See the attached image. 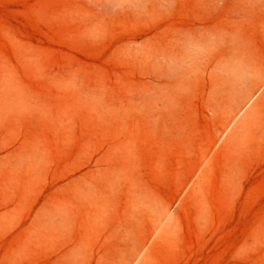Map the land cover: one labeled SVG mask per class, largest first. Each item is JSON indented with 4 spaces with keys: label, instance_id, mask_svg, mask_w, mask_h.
I'll list each match as a JSON object with an SVG mask.
<instances>
[{
    "label": "rangeland",
    "instance_id": "obj_1",
    "mask_svg": "<svg viewBox=\"0 0 264 264\" xmlns=\"http://www.w3.org/2000/svg\"><path fill=\"white\" fill-rule=\"evenodd\" d=\"M0 264H264V0H0Z\"/></svg>",
    "mask_w": 264,
    "mask_h": 264
},
{
    "label": "bare ground",
    "instance_id": "obj_2",
    "mask_svg": "<svg viewBox=\"0 0 264 264\" xmlns=\"http://www.w3.org/2000/svg\"><path fill=\"white\" fill-rule=\"evenodd\" d=\"M166 212H167V211H166ZM163 215H164V214H163ZM166 215H167V213H166ZM160 220H161V219H160ZM160 220H159V221H160Z\"/></svg>",
    "mask_w": 264,
    "mask_h": 264
}]
</instances>
